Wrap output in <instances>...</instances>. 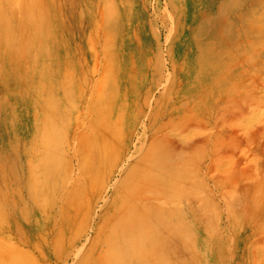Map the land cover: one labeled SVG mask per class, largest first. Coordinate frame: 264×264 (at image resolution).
Instances as JSON below:
<instances>
[{
	"label": "bare ground",
	"instance_id": "1",
	"mask_svg": "<svg viewBox=\"0 0 264 264\" xmlns=\"http://www.w3.org/2000/svg\"><path fill=\"white\" fill-rule=\"evenodd\" d=\"M261 36L264 0H1L0 264L187 263L192 119L261 113Z\"/></svg>",
	"mask_w": 264,
	"mask_h": 264
},
{
	"label": "rangeland",
	"instance_id": "2",
	"mask_svg": "<svg viewBox=\"0 0 264 264\" xmlns=\"http://www.w3.org/2000/svg\"><path fill=\"white\" fill-rule=\"evenodd\" d=\"M148 9L147 19L152 20L154 5ZM88 30L87 21L83 31L73 30L69 36H84L85 40L90 36ZM186 37L188 42L183 40ZM186 37L180 41L185 45L179 46V60L183 64L182 50L188 47V65L193 66L197 49L192 38ZM263 40L257 48L264 56ZM263 92L264 88L256 90L257 94ZM214 98L205 99V107L196 110L192 119V124L202 123L206 130L203 141L196 125L188 144L193 195L178 210L186 211L190 227L184 235L187 245H181L183 250L177 254L179 260L188 256L190 260L184 264H264V102L259 114L247 98L228 102L224 96ZM175 147L181 151L184 144L176 142Z\"/></svg>",
	"mask_w": 264,
	"mask_h": 264
}]
</instances>
